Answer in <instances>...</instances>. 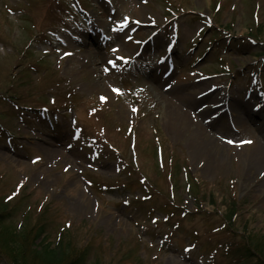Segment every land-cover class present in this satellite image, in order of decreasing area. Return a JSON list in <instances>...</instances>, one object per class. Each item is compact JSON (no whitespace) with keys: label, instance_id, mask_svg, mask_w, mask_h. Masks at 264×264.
I'll return each mask as SVG.
<instances>
[{"label":"rangeland","instance_id":"1","mask_svg":"<svg viewBox=\"0 0 264 264\" xmlns=\"http://www.w3.org/2000/svg\"><path fill=\"white\" fill-rule=\"evenodd\" d=\"M263 51L264 0H0L9 226L85 263L263 264L264 98L236 112Z\"/></svg>","mask_w":264,"mask_h":264},{"label":"trees","instance_id":"2","mask_svg":"<svg viewBox=\"0 0 264 264\" xmlns=\"http://www.w3.org/2000/svg\"><path fill=\"white\" fill-rule=\"evenodd\" d=\"M256 29L255 34L258 38L262 32L258 27ZM188 186L191 194L196 198L195 195L199 194V186L193 181H190ZM7 201L5 199L0 201V252L11 264H101L96 257L93 261L85 263L82 251L73 254L71 240L68 235L62 234L63 229L58 231L53 242L48 241L42 228L45 221L38 225L27 226L26 229H20L21 225L19 224H16V227H10L8 219L12 217V214L6 209L5 202ZM211 203L213 204V202ZM237 205L236 202L235 206ZM238 213V209L232 208L231 205L227 217H225L228 230L234 231L232 219ZM243 229L245 230L244 227ZM37 239L39 241H36Z\"/></svg>","mask_w":264,"mask_h":264},{"label":"bare ground","instance_id":"3","mask_svg":"<svg viewBox=\"0 0 264 264\" xmlns=\"http://www.w3.org/2000/svg\"><path fill=\"white\" fill-rule=\"evenodd\" d=\"M256 55V54H255ZM258 72V78L260 79V80H263V77H262V69L260 68V69H258L257 70ZM180 83V82H179ZM178 85H180V84H178ZM177 89V88H176ZM261 95H259V98H257L256 97V95H255V93H251V94H244V96L246 97V101H244L243 103L242 102H240V103H238V105H237V109H238V111H236L237 112V115H240L241 113L244 115H247L249 118H250V120L251 121H254L255 119H254V117L255 116H257V114H259V108H258V106L257 105H252V106H250L249 108H247V106H248V103H249V100L250 99H252V100H254V99H256V100H261V99H263L264 98V93H263V90L261 89ZM250 98V99H249ZM247 103V104H246ZM212 110H214V108H212ZM239 110H240V112H239ZM251 112H250V111ZM211 111V109L207 112V113H209ZM212 114H210V116H211ZM238 117V116H237ZM218 117H216V119H217ZM219 120H215L214 122H218ZM260 136L262 137V138H264V131L263 132H260ZM259 147H260V141L256 144V146L254 147V152H255V156H254V158H253V160H251V162L252 163H257V162H263L264 163V150L262 149H259ZM207 156L209 157V159L211 158L212 160H214L215 159V157L213 156V155H211V154H208L207 153Z\"/></svg>","mask_w":264,"mask_h":264},{"label":"snow or ice","instance_id":"4","mask_svg":"<svg viewBox=\"0 0 264 264\" xmlns=\"http://www.w3.org/2000/svg\"><path fill=\"white\" fill-rule=\"evenodd\" d=\"M115 91H118V90H115ZM101 99H104V97H102ZM250 142V141H249ZM229 143H231V141H229Z\"/></svg>","mask_w":264,"mask_h":264}]
</instances>
